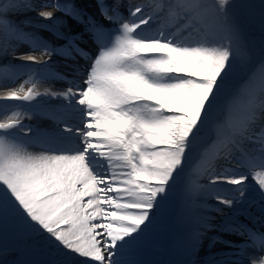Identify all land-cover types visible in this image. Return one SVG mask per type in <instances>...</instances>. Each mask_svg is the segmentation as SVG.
<instances>
[{
    "label": "snow or ice",
    "instance_id": "snow-or-ice-1",
    "mask_svg": "<svg viewBox=\"0 0 264 264\" xmlns=\"http://www.w3.org/2000/svg\"><path fill=\"white\" fill-rule=\"evenodd\" d=\"M0 80V264H264V0H0Z\"/></svg>",
    "mask_w": 264,
    "mask_h": 264
},
{
    "label": "bare ground",
    "instance_id": "bare-ground-1",
    "mask_svg": "<svg viewBox=\"0 0 264 264\" xmlns=\"http://www.w3.org/2000/svg\"><path fill=\"white\" fill-rule=\"evenodd\" d=\"M2 2H6V0H2ZM37 2L38 3H44V2H46V0H37ZM84 4H87V7H88L89 10H93V0H85V1H83L81 3L80 6H83ZM48 10H53V9H48ZM29 15H30L31 20L33 22H36L38 20V18L36 17L35 13L34 14L30 13ZM56 16L60 17L61 19H63V17L61 16L60 13H56ZM51 23H52V21H43V20L39 21V24H51ZM64 31H67V29H64ZM42 34H44L46 36V38L50 42L53 43V45L59 46V42L55 39V37L50 32L49 33H42ZM85 43H87V42L85 41ZM20 53L32 54V50H31L30 46H28L26 44H21L18 47V49H17V55H19ZM9 59H11V57H9ZM13 63L18 64V65H24V64H27L28 62L21 61V60H13ZM50 63H51L52 71H54V72L58 73L59 75H62V76L65 77V79L62 80V81L61 80H57V81L51 82L50 86L55 87V88L66 87L67 83H68V80L71 79L72 75H73L72 72H71V65L69 63H66L65 61H63L61 59H58L55 56L53 57V61L50 62ZM29 66L34 68V69L40 67V66L35 65V64H30ZM26 79H28L27 75H24V76L20 77L19 78V83H23V81L26 80ZM6 86H18V85H13V84H10L8 81L0 80V90L5 88ZM46 86H49V85L46 84ZM41 90H43V89H41ZM18 104H20V102H17V101H0V107L1 108H3L4 105H8L11 108V107H15ZM21 107H24V106H21ZM24 122L26 124L30 125V126L39 127L41 129H50V128L55 127V122L54 121L50 120L47 117H43V116H33L31 119H25ZM60 127H63V125H60ZM30 150L31 151H38L39 148H38L37 145H33V146L30 147ZM200 162H201V158L198 160L197 163L191 164L190 167H189V172H191L193 174L197 173V167L200 164ZM201 178L204 179L202 176H201ZM180 188H181V183H180V181H178L177 185H176L177 196L173 200V207L179 201V196L178 195H180L179 193H181ZM214 203H215L214 201H211L210 202V206L213 205ZM205 214L210 215V216H214L215 215L214 213H212L210 211H208ZM241 219H243V217H241ZM257 227H258V225H257ZM214 235H217V233L215 231H208L207 232V234L205 236V239H204L202 252H206L208 250V243H209L211 237L214 236ZM169 239H170L169 235L166 234L162 238L161 246L158 247L157 249H155L154 251H152L150 254H148L145 257V259H147L149 261H152L153 264H161L162 263V259H163V254H162L161 251H164L167 254L169 252H171V248H170L169 244L167 243V241ZM222 239H233V240H235L236 238L235 237H230V236H227V235H223ZM224 247L225 246L223 244L214 245L213 246V251H218V250L224 249ZM174 254H175V258L178 259L179 261L185 259L184 256L180 255L176 251H173V253L171 255V260H169L167 257L164 258L165 264H169L170 262L171 263L173 262V260L175 259L174 256H173ZM203 258H205L203 255L197 257V259H203Z\"/></svg>",
    "mask_w": 264,
    "mask_h": 264
},
{
    "label": "rangeland",
    "instance_id": "rangeland-1",
    "mask_svg": "<svg viewBox=\"0 0 264 264\" xmlns=\"http://www.w3.org/2000/svg\"><path fill=\"white\" fill-rule=\"evenodd\" d=\"M83 1H85V0H61V3H65V2H69V3H74V4H77V5H81V3L83 2ZM34 14V13H33ZM246 36L249 38V39H252V40H255V41H257V42H259V40H260V33H259V30L258 29H256V28H250V29H247L246 30ZM36 55H40V53L39 52H37V53H35ZM4 114V108H1L0 107V115H3ZM202 143L205 145V146H207V138H205L203 141H202ZM201 158V154L199 153V152H197V153H194L193 154V156H192V158L189 160V162L186 164V166H185V169H186V171H185V175L183 176V177H181L180 178V180H178V181H180V183H181V188H180V190H181V193H179L180 195H178L179 196V200H180V197H181V195L183 194V192H184V190L186 189V187L193 181V180H196L197 179V173H195V174H193V173H191V172H189V167H190V165L191 164H193V163H197L198 162V160ZM199 183H201V184H204V183H206V180H204V179H202L201 177H199ZM199 203H204V204H206V205H208V206H210V202H211V200H209V199H207V198H200L199 199V201H198ZM174 208H176V209H178L179 208V201L174 205ZM203 211V210H202ZM208 211H206L205 213H207ZM175 231L178 233L179 232V228H178V226L175 228ZM169 246H170V244H169ZM170 248H171V246H170ZM162 252V254H163V259H162V263L161 264H165V261H164V258L165 257H167L169 260H171V255H172V253H173V250H172V248H171V252H169L168 254L166 253V252H164V251H161ZM177 253H179V252H177ZM174 256V258H175V254L173 255ZM22 259H28L29 257H27V256H24V257H21ZM179 263V260L178 259H174L173 260V262L171 263H169V264H178Z\"/></svg>",
    "mask_w": 264,
    "mask_h": 264
}]
</instances>
